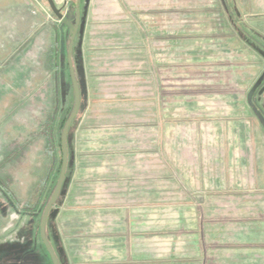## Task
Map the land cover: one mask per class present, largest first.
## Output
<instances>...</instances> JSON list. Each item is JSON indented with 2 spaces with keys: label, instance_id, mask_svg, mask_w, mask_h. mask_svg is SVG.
Wrapping results in <instances>:
<instances>
[{
  "label": "rangeland",
  "instance_id": "374dc122",
  "mask_svg": "<svg viewBox=\"0 0 264 264\" xmlns=\"http://www.w3.org/2000/svg\"><path fill=\"white\" fill-rule=\"evenodd\" d=\"M71 1L55 5L75 23ZM78 30L60 263L264 264V50L247 37L264 44V0H80ZM68 31L47 0H0V264H53Z\"/></svg>",
  "mask_w": 264,
  "mask_h": 264
},
{
  "label": "water",
  "instance_id": "95a60500",
  "mask_svg": "<svg viewBox=\"0 0 264 264\" xmlns=\"http://www.w3.org/2000/svg\"><path fill=\"white\" fill-rule=\"evenodd\" d=\"M49 3V6L53 13L56 15V17L59 20H63L68 25L69 31H71V39L68 47V63H69V70L73 88H74V93H75V105L72 110V113L70 117L68 118L64 129L62 131V136H61V144H62V150H63V160H62V168L60 172V178L58 179V182L56 184V187L51 195V198L49 199L47 205L45 206V209L43 211L42 217H41V223H40V236L42 239L43 244L45 245L53 264H61L59 261V258L55 252V249L53 248L52 244L50 243L48 237H47V222L48 218L51 212V209L53 208L54 204L56 203L60 192L62 191V187L66 178V173L68 169V163H69V152H68V145H67V137H68V131L70 128L71 123H73V120L75 119L79 107H80V102H81V92H80V87L76 77L75 69H74V64H73V58H72V53H73V47L75 43V38L77 35V32L79 31V26H80V0H76V21L75 23L71 22L69 18L67 19L64 14L62 13L61 9L57 7L55 0H47ZM74 2L71 1V4Z\"/></svg>",
  "mask_w": 264,
  "mask_h": 264
},
{
  "label": "trees",
  "instance_id": "16d2710c",
  "mask_svg": "<svg viewBox=\"0 0 264 264\" xmlns=\"http://www.w3.org/2000/svg\"><path fill=\"white\" fill-rule=\"evenodd\" d=\"M226 4H227V11H229V5H228V1H226ZM73 6H75L76 8V2L73 4ZM231 11H229L230 13ZM58 19V18H57ZM68 19V18H67ZM63 22V20H61ZM72 22V21H71ZM65 23V22H64ZM247 37H251L250 39L252 40V42L256 43V44H259L261 46V48L264 50V44L262 42H260V38H258V36L255 34H253V31H250L249 33V30L247 31ZM70 39H71V31H68V40H69V43H70ZM58 37H56L55 39V42H54V48L52 49V52H51V56H50V63L52 66H59V61H60V51H59V47H58ZM75 41H76V38H75ZM69 43H68V47H69ZM75 45V43H74ZM264 52V51H263ZM74 47H73V53H72V58H73V64H74ZM66 61H67V64H68V68H69V63H68V53H67V56H66ZM74 69H75V66H74ZM71 70H69V73H70ZM75 73H76V69H75ZM70 76V85H71V92H70V95L68 96V100H67V103L66 105L64 106V108L61 110L60 108V96H61V87L59 86V84H57L55 87H54V95H53V112L52 114L50 115L49 119H48V126H50V130H51V134L52 136L50 137L49 141L51 143V145L53 146V156H52V162L55 164H57L59 166V173H58V178H57V182H58V179L60 178V172H61V168H62V160H63V150H62V144H61V136H62V131L64 129V126L68 120V118L70 117L71 113H72V110L74 108V105H75V93H74V88H73V84L72 83V79H71V75L69 74ZM264 76V75H263ZM76 77H77V80H78V83L79 82V78H78V75L76 73ZM58 80V78H56ZM81 84V83H80ZM79 84V87H80V92H81V95H82V90H81V85ZM262 86L264 87V78H263V81L261 82L260 85H258V88ZM29 100H27L26 102V107L24 108L25 110L27 109V107H29ZM24 110V111H25ZM61 111V112H60ZM27 112V111H25ZM74 121V120H73ZM73 124V123H72ZM68 145V143H67ZM69 152V150H68ZM56 182V184H57ZM56 184L54 186V189L56 187ZM54 189L52 190V192L50 193V195L48 196V199L46 200V205L49 201V199L51 198V195L54 191ZM41 194H38L36 195L34 198H33V204H31V206H36L37 203H39V201H41ZM45 205V206H46ZM45 206H44V209H45ZM43 209V211H44ZM43 214V212H42ZM51 214V212H50ZM49 218H50V215H49ZM49 218H48V221H49ZM47 226H48V222H47ZM51 243V242H50ZM56 252V251H55ZM57 254V253H56Z\"/></svg>",
  "mask_w": 264,
  "mask_h": 264
},
{
  "label": "crops",
  "instance_id": "0c3cea01",
  "mask_svg": "<svg viewBox=\"0 0 264 264\" xmlns=\"http://www.w3.org/2000/svg\"><path fill=\"white\" fill-rule=\"evenodd\" d=\"M262 243H264V240L262 241Z\"/></svg>",
  "mask_w": 264,
  "mask_h": 264
}]
</instances>
